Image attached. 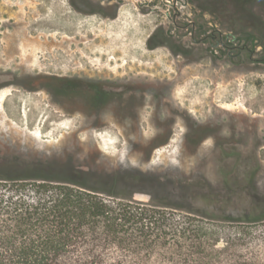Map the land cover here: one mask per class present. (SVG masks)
<instances>
[{"label": "rangeland", "instance_id": "rangeland-1", "mask_svg": "<svg viewBox=\"0 0 264 264\" xmlns=\"http://www.w3.org/2000/svg\"><path fill=\"white\" fill-rule=\"evenodd\" d=\"M73 1L82 4L81 0ZM90 1H104V5L122 2L118 19L111 21L99 15L81 14L72 8L69 0H0V58L15 57L23 68L52 73L143 72L151 74L149 77H169L179 67L181 81L175 92L176 101L192 120L213 126L217 120L224 124L229 123L228 118L234 119L231 123L243 120L246 127L257 124L263 140L264 73L257 70L238 74L228 64L213 67L208 59L188 65L182 57L172 59L164 48L148 51L145 47L144 42L159 25L167 28L172 24L211 22V16L196 14L195 8L199 11L201 5L198 0ZM184 1L192 4L185 5ZM138 8L146 12L139 16ZM222 19L213 15L212 22L232 23ZM248 35L246 41L256 39ZM182 39L186 41L188 36ZM257 44L264 46V41ZM261 53L255 56L261 59L258 64L245 61L239 67L257 66L264 71V50ZM116 57L121 58L112 59ZM141 118V131L148 137L153 133L148 124V111ZM174 131L169 144L157 149L146 163L142 161V153L135 149H144L148 144L134 138L129 128H117L110 122L100 130L84 128L79 118H67L42 93L31 94L14 88L0 92V162L10 157L15 159L13 151L30 156L60 155L68 150L75 155L77 163L100 153L123 168L140 171L145 176L130 189L122 190L134 202L146 207L158 203L150 199L162 194L165 181H175L181 186L180 200H176L181 210L168 209L169 213L177 217L192 216L187 211H207L214 217L241 216L251 194L246 191L239 198L236 193L223 202L226 189L222 185V172L232 170L228 166L232 160H227L222 147L215 145L217 140L229 138L230 133L226 129L214 132L218 139H208L195 152L184 138L185 127L178 124ZM245 158L246 164H257L259 173L255 177L262 197L259 201L263 203L264 146L247 153ZM174 171L175 176H163L152 182L154 175ZM221 206L227 213L219 212ZM254 215H259L258 211Z\"/></svg>", "mask_w": 264, "mask_h": 264}, {"label": "trees", "instance_id": "trees-1", "mask_svg": "<svg viewBox=\"0 0 264 264\" xmlns=\"http://www.w3.org/2000/svg\"><path fill=\"white\" fill-rule=\"evenodd\" d=\"M215 1L198 0L203 9ZM229 1L233 18L241 9L246 24H264V0ZM15 162H0V264H264V202L248 165L222 172L223 202L251 194L241 216L177 217L167 210H181L180 196L165 199L162 191L146 207L123 195L132 185L119 178L111 188L93 189L73 179L77 172L53 179Z\"/></svg>", "mask_w": 264, "mask_h": 264}, {"label": "flooded vegetation", "instance_id": "flooded-vegetation-1", "mask_svg": "<svg viewBox=\"0 0 264 264\" xmlns=\"http://www.w3.org/2000/svg\"><path fill=\"white\" fill-rule=\"evenodd\" d=\"M69 1L72 8L81 14L99 15L111 21L118 19L123 5L118 1L109 2L107 5L103 4L104 1L102 3L81 0L82 4L73 0ZM215 2L217 4L209 2L207 8H200L199 11L195 8L196 14L211 16V22L172 24L167 28L159 25L144 42L146 49L154 51L164 48L172 59L182 57L188 65L200 64L208 59L213 67L228 64L232 66L231 71L238 74L257 72V70L264 73L256 68L257 66L250 69L239 67L245 64V61H253L257 64L261 61L255 56L258 57L264 50V46L257 44L264 38V24L256 22L246 24L245 12L241 9H238V14H235L236 18H233V15L228 12L229 0ZM231 3L234 6H240L235 1ZM184 4L192 3L184 1ZM138 11V15L146 12L139 8ZM213 15L221 16L222 20L232 23H214ZM235 20L242 22L237 23ZM167 31L172 32V35L166 34ZM247 33L249 37L252 34L257 40L253 38L246 41ZM187 36L186 41L182 39ZM176 38L181 40L178 41ZM120 58L112 59L116 61ZM176 68L179 69L177 73L169 77L165 75L149 77L151 74L143 72L52 73L28 70L16 62L15 57L4 56L0 58V92L14 88L31 94L42 93L67 118H79L80 126L84 128L100 130L106 127L108 122L117 128H129L134 138L138 141H146L148 144L144 149H135L142 153V161L146 163L151 160L157 149L169 144L178 124L183 125L186 132L190 130V137L185 134L184 138L194 146L195 152L208 139H218L213 135V131L220 133L226 129L230 137L221 142L217 140L215 145L217 148L222 147V154L227 160H232L228 166L245 168L248 165L256 170L253 173L257 175L259 173L256 169L257 164L255 166L246 164L245 159H248L245 156L264 146V138L261 139L259 126L255 124L246 127L243 120L231 123L230 121L234 120L231 118H228L227 124L217 120L216 126H207L191 120L176 101L175 92L181 81L180 68ZM145 110L149 115L148 124L153 129V133L148 137H145L141 131V114ZM12 153L17 165L24 168L29 165L36 174H47L53 179L64 180L65 177L69 178V175L75 176L77 172L79 176L73 179L78 180L84 187L93 189L111 188L118 178L120 182H126L128 185H134L133 182L145 178L140 171H129L128 168H123L124 166L112 162L100 153L89 156L88 160H79L78 163L75 155L70 154L68 150L62 151L60 155L40 153L27 156L17 154L16 151ZM253 158H255L254 154ZM18 168L19 171H26L24 168ZM98 174H101L100 179L96 180ZM111 174L115 177H111ZM175 175V171L167 175H154L152 182H157L163 176ZM90 180L93 181L89 182ZM162 186L165 199H169L171 195L178 198L181 194V186L175 181H165Z\"/></svg>", "mask_w": 264, "mask_h": 264}]
</instances>
